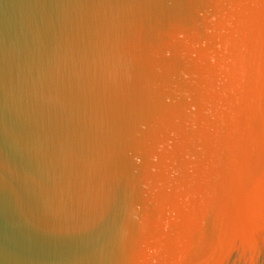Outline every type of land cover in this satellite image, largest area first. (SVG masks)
I'll return each mask as SVG.
<instances>
[{
    "label": "water",
    "instance_id": "obj_1",
    "mask_svg": "<svg viewBox=\"0 0 264 264\" xmlns=\"http://www.w3.org/2000/svg\"><path fill=\"white\" fill-rule=\"evenodd\" d=\"M0 264H264V0H0Z\"/></svg>",
    "mask_w": 264,
    "mask_h": 264
}]
</instances>
